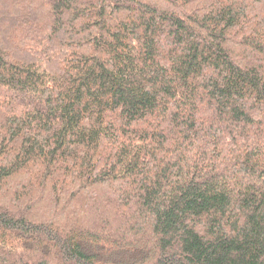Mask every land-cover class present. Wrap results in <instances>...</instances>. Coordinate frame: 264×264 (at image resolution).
<instances>
[{"label":"trees","instance_id":"1","mask_svg":"<svg viewBox=\"0 0 264 264\" xmlns=\"http://www.w3.org/2000/svg\"><path fill=\"white\" fill-rule=\"evenodd\" d=\"M0 264H264V0H0Z\"/></svg>","mask_w":264,"mask_h":264}]
</instances>
